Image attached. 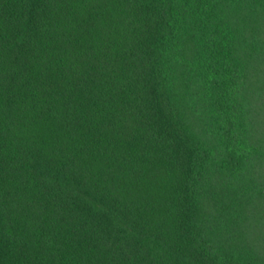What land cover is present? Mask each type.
Segmentation results:
<instances>
[{"label": "trees", "instance_id": "16d2710c", "mask_svg": "<svg viewBox=\"0 0 264 264\" xmlns=\"http://www.w3.org/2000/svg\"><path fill=\"white\" fill-rule=\"evenodd\" d=\"M0 264H264V0H0Z\"/></svg>", "mask_w": 264, "mask_h": 264}]
</instances>
